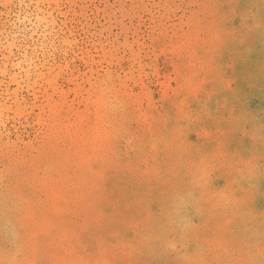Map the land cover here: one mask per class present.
<instances>
[{
	"label": "rangeland",
	"instance_id": "rangeland-1",
	"mask_svg": "<svg viewBox=\"0 0 264 264\" xmlns=\"http://www.w3.org/2000/svg\"><path fill=\"white\" fill-rule=\"evenodd\" d=\"M0 264H264V0H0Z\"/></svg>",
	"mask_w": 264,
	"mask_h": 264
}]
</instances>
